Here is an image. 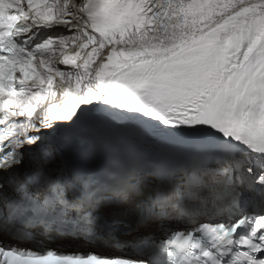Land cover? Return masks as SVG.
I'll return each instance as SVG.
<instances>
[{
    "label": "snow or ice",
    "instance_id": "snow-or-ice-1",
    "mask_svg": "<svg viewBox=\"0 0 264 264\" xmlns=\"http://www.w3.org/2000/svg\"><path fill=\"white\" fill-rule=\"evenodd\" d=\"M0 264H264V0H0Z\"/></svg>",
    "mask_w": 264,
    "mask_h": 264
},
{
    "label": "bare ground",
    "instance_id": "bare-ground-1",
    "mask_svg": "<svg viewBox=\"0 0 264 264\" xmlns=\"http://www.w3.org/2000/svg\"><path fill=\"white\" fill-rule=\"evenodd\" d=\"M62 70H68L66 67L61 66ZM38 111V110H37Z\"/></svg>",
    "mask_w": 264,
    "mask_h": 264
}]
</instances>
